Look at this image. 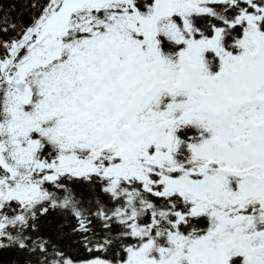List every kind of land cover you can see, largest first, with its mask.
Wrapping results in <instances>:
<instances>
[{
    "label": "snow or ice",
    "instance_id": "6c2138e0",
    "mask_svg": "<svg viewBox=\"0 0 264 264\" xmlns=\"http://www.w3.org/2000/svg\"><path fill=\"white\" fill-rule=\"evenodd\" d=\"M5 252L264 264V0H0Z\"/></svg>",
    "mask_w": 264,
    "mask_h": 264
},
{
    "label": "trees",
    "instance_id": "16d2710c",
    "mask_svg": "<svg viewBox=\"0 0 264 264\" xmlns=\"http://www.w3.org/2000/svg\"><path fill=\"white\" fill-rule=\"evenodd\" d=\"M14 258L13 253L5 252L3 254H0V261L3 262V264H9V262Z\"/></svg>",
    "mask_w": 264,
    "mask_h": 264
}]
</instances>
